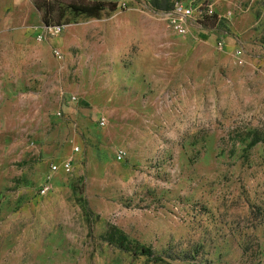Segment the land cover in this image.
Instances as JSON below:
<instances>
[{"label":"rangeland","instance_id":"rangeland-1","mask_svg":"<svg viewBox=\"0 0 264 264\" xmlns=\"http://www.w3.org/2000/svg\"><path fill=\"white\" fill-rule=\"evenodd\" d=\"M73 1L0 31V264H264V0Z\"/></svg>","mask_w":264,"mask_h":264},{"label":"crops","instance_id":"crops-1","mask_svg":"<svg viewBox=\"0 0 264 264\" xmlns=\"http://www.w3.org/2000/svg\"><path fill=\"white\" fill-rule=\"evenodd\" d=\"M37 11L32 0H0V31L15 32L26 37L34 28L32 24Z\"/></svg>","mask_w":264,"mask_h":264},{"label":"trees","instance_id":"trees-1","mask_svg":"<svg viewBox=\"0 0 264 264\" xmlns=\"http://www.w3.org/2000/svg\"><path fill=\"white\" fill-rule=\"evenodd\" d=\"M181 1V0H176ZM209 0L204 1V5L207 6ZM43 7H46V12L44 15V23L46 26H50L51 23V14L55 11L53 6L49 3L47 5H37L38 10H41ZM109 9L110 11L116 10V4L109 3L105 1H87V0H74L69 3L67 10L74 16H84L85 18H96L99 19L102 16L104 10ZM216 15H204L202 21H198L205 28H213L217 24ZM64 17V13L60 12V18Z\"/></svg>","mask_w":264,"mask_h":264},{"label":"built area","instance_id":"built-area-1","mask_svg":"<svg viewBox=\"0 0 264 264\" xmlns=\"http://www.w3.org/2000/svg\"><path fill=\"white\" fill-rule=\"evenodd\" d=\"M137 4H141V0H133ZM124 5L127 6V3L124 2ZM194 10L190 6H183L182 4H176L175 9V17L170 20L171 28L174 34L179 37H187L189 35V26H188V18L190 14H193ZM72 101H75V98H72ZM98 122L100 123L101 127H105L107 124V117L102 115L99 117ZM71 160L66 161L62 168L65 173L71 172ZM58 167L56 165L52 166V173H56ZM51 190V178L41 187V195H47Z\"/></svg>","mask_w":264,"mask_h":264}]
</instances>
